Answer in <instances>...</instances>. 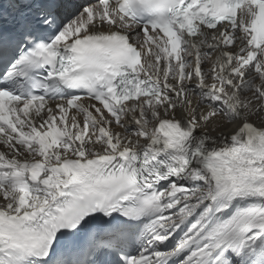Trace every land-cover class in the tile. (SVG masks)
Here are the masks:
<instances>
[{
  "label": "snow or ice",
  "instance_id": "6c2138e0",
  "mask_svg": "<svg viewBox=\"0 0 264 264\" xmlns=\"http://www.w3.org/2000/svg\"><path fill=\"white\" fill-rule=\"evenodd\" d=\"M0 264H264V0H0Z\"/></svg>",
  "mask_w": 264,
  "mask_h": 264
}]
</instances>
